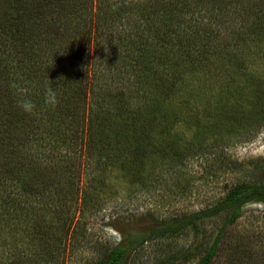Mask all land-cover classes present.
Segmentation results:
<instances>
[{
  "label": "trees",
  "instance_id": "16d2710c",
  "mask_svg": "<svg viewBox=\"0 0 264 264\" xmlns=\"http://www.w3.org/2000/svg\"><path fill=\"white\" fill-rule=\"evenodd\" d=\"M0 1V223L7 222L5 215L12 218L23 213L20 203L26 195L41 193L40 187H30L40 170L36 162L49 160L54 153L69 155L67 163L77 151L87 154L95 164L110 165L116 160L117 171L133 186L134 178L141 176L143 156L153 154L149 151L154 146L151 137L171 129L176 102L209 97L214 88L221 92L220 78L213 73L215 62H227L228 69L232 71L234 65L242 73L245 84L239 88L255 94L254 103L261 102L258 124L264 121V94L263 99L257 96L258 84L251 87L246 81L258 82L246 72L247 66L255 67L258 60L250 64L251 56L245 61V52L237 58L235 50L236 56H227L234 59L230 62L224 52L210 51L211 45L205 42L213 36L214 19L219 16L253 14L259 24L264 0ZM258 26L264 32L262 25ZM241 29L245 32L242 35L247 33L246 51L252 50L254 55L257 47L264 46V33L254 34L253 27L246 25ZM85 32L88 39L83 38ZM89 39L94 41L96 61H90L79 45ZM235 45L238 49L239 44ZM105 71L116 73L125 85L105 89L101 84ZM231 80L235 81L230 79L229 83ZM49 87L57 95L55 106L45 102ZM24 98L35 105L31 112L20 107ZM220 99L221 95L217 101ZM209 104L201 110L206 113ZM186 112L201 119L192 108ZM252 202L264 205V184L234 188L214 205L180 216L138 215L130 223L135 236L123 235L105 259L95 264H128L149 241L173 237L187 229L197 233L202 222L222 212H229L225 226L231 225ZM47 223L65 229V237L71 220L49 219ZM222 230L196 264L212 262Z\"/></svg>",
  "mask_w": 264,
  "mask_h": 264
},
{
  "label": "rangeland",
  "instance_id": "374dc122",
  "mask_svg": "<svg viewBox=\"0 0 264 264\" xmlns=\"http://www.w3.org/2000/svg\"><path fill=\"white\" fill-rule=\"evenodd\" d=\"M2 5L0 1V11ZM252 15L217 17L214 34L205 42L211 45L210 51L215 48L224 52L225 57L236 56L238 50L237 58L246 52L242 57L245 61L248 56L250 64L258 60L255 67L251 64L246 71L258 82L246 81L251 87L258 84L255 93L261 96L264 46L257 47L254 55L252 50L248 53L247 33L242 35L243 29L240 32L246 25L253 27L254 34L264 33L258 26L264 28V15L259 24ZM83 36L88 39V33ZM235 43L239 44L238 49ZM79 45L85 49L86 57L94 61L93 39ZM214 66L213 73L220 78L218 86H223L221 92L214 88L209 97H187L186 103L176 102L171 129L155 137L151 135L154 146L149 151L153 154L143 156L141 176L133 180L137 184H127L115 167L116 160L110 165L95 164L87 154L78 151L69 163V155L57 153L49 160L36 162L40 170L30 187H40L41 193L22 198L20 205L26 210L23 213H15L12 218L5 215L11 225L4 224L5 220L0 223V264H95L105 259L123 235L135 236L130 223L138 215L151 212L160 218L180 216L214 205L234 188L264 184V121L258 124L257 113L261 102L254 103L255 94L249 95L250 90L239 88L245 83L234 65L232 71L227 62H215ZM105 73L101 82L105 89L112 86V91L125 85L116 73ZM230 79L235 81L229 83ZM96 85L100 86V82ZM219 95L221 99L217 101ZM208 102L211 105L205 113L201 109ZM191 108L199 112L201 119L186 112ZM228 218L229 212H222L202 222L197 233L187 229L173 237L149 241L133 254L128 264H196L221 229L216 256L210 264H264V205H245L241 217L225 226ZM49 219L71 220L65 237V229L57 223L49 226Z\"/></svg>",
  "mask_w": 264,
  "mask_h": 264
},
{
  "label": "clouds",
  "instance_id": "9594fccd",
  "mask_svg": "<svg viewBox=\"0 0 264 264\" xmlns=\"http://www.w3.org/2000/svg\"><path fill=\"white\" fill-rule=\"evenodd\" d=\"M45 102L50 106H55L57 103V95L52 87H49L45 93ZM19 103L20 107L26 112H31L35 107L33 102L27 98L21 99Z\"/></svg>",
  "mask_w": 264,
  "mask_h": 264
}]
</instances>
